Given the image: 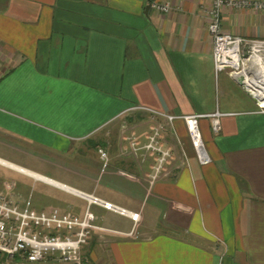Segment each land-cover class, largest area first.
I'll return each instance as SVG.
<instances>
[{"label":"crops","instance_id":"0c3cea01","mask_svg":"<svg viewBox=\"0 0 264 264\" xmlns=\"http://www.w3.org/2000/svg\"><path fill=\"white\" fill-rule=\"evenodd\" d=\"M206 8L0 0V196L77 220V193L138 214L132 223L89 205L98 228L81 249L87 264H264V113L214 73ZM220 28L264 39V12L223 8ZM214 112L218 132L197 121L210 158L201 166L179 117ZM121 117L132 129L124 140ZM149 119L172 151L154 179L153 157L132 151Z\"/></svg>","mask_w":264,"mask_h":264},{"label":"built area","instance_id":"2783aa9c","mask_svg":"<svg viewBox=\"0 0 264 264\" xmlns=\"http://www.w3.org/2000/svg\"><path fill=\"white\" fill-rule=\"evenodd\" d=\"M206 2L204 11L206 32L210 39L212 68L214 73L225 72L236 82L240 89L253 101L256 112L264 113V39H250L225 33L220 28V13L223 8L264 12V0H196ZM151 7L158 13L167 14V3L152 2ZM210 118L211 129L218 132L219 114L184 115L179 117L185 127L190 147L197 163L201 166L210 162L202 142L197 121ZM171 121V116H165ZM158 127L147 137L139 148L142 153L155 155L152 167L154 179L159 174L167 158L171 156L168 148H162L158 142ZM133 144H131L132 146ZM105 163V153L97 150ZM86 201V208L80 220L69 213L57 215L36 213L30 208L28 200L20 203L0 196V259L4 264H13L16 257L28 264H38L47 257H56L61 264H84L79 251L86 244L90 231L97 229L94 217L88 210L89 205H96L112 214L128 218L132 223L138 221V214L131 213L111 203L95 197L77 193Z\"/></svg>","mask_w":264,"mask_h":264},{"label":"rangeland","instance_id":"374dc122","mask_svg":"<svg viewBox=\"0 0 264 264\" xmlns=\"http://www.w3.org/2000/svg\"><path fill=\"white\" fill-rule=\"evenodd\" d=\"M125 117H128V116H125ZM123 119H125V118L121 117L116 121L117 122L116 125H118V126H116L117 127L116 133L118 134L119 138H123V140H124V139H126V138L128 139L129 137L132 136V129H130V127H129L130 125H128L127 122H125ZM149 122H152V125H149V130H148L147 135H150L152 133V131H154V129H156V126H159L158 127V142L160 143L162 148H167L164 146V144L162 143L161 138H160L161 132L163 131V127L161 126L160 122L154 121L153 119H149ZM151 128H153V130H151ZM168 149L170 150L171 155H172L171 149L170 148H168ZM147 156L153 157L152 167L155 166V160H154L155 155H151V153H146V154L142 153V158H143L142 160L144 161ZM169 158H167V159H169ZM82 247H84V246H82ZM81 249L79 251V256L82 259L83 253H81V252H83V250H81ZM38 264H61V263L57 261L56 257H47Z\"/></svg>","mask_w":264,"mask_h":264},{"label":"trees","instance_id":"16d2710c","mask_svg":"<svg viewBox=\"0 0 264 264\" xmlns=\"http://www.w3.org/2000/svg\"><path fill=\"white\" fill-rule=\"evenodd\" d=\"M84 264H87V263H84Z\"/></svg>","mask_w":264,"mask_h":264}]
</instances>
